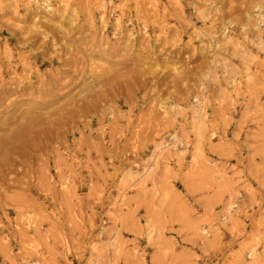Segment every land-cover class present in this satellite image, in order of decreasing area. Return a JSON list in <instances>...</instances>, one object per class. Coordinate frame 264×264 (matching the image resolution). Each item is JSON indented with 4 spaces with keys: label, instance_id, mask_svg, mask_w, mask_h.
Returning a JSON list of instances; mask_svg holds the SVG:
<instances>
[{
    "label": "rangeland",
    "instance_id": "obj_1",
    "mask_svg": "<svg viewBox=\"0 0 264 264\" xmlns=\"http://www.w3.org/2000/svg\"><path fill=\"white\" fill-rule=\"evenodd\" d=\"M150 1L101 22L96 0H0V136L36 125L0 166V264H264V0Z\"/></svg>",
    "mask_w": 264,
    "mask_h": 264
},
{
    "label": "bare ground",
    "instance_id": "obj_2",
    "mask_svg": "<svg viewBox=\"0 0 264 264\" xmlns=\"http://www.w3.org/2000/svg\"><path fill=\"white\" fill-rule=\"evenodd\" d=\"M58 4L63 6L64 8H66L69 4V0H57ZM128 0H116V5H115V12L116 13H123L124 8H128ZM33 3L36 4V6L42 10L44 13L46 14H50L54 11L53 9V5H52V0H33ZM113 3V1L110 0H96V8L99 9V18L100 21H104V13L107 10V7H111V4ZM148 6H150L151 8H155V3L148 0L147 3ZM118 9V10H117ZM108 11V10H107ZM112 11V10H111ZM115 16V15H114ZM260 20V23H264V19L262 18L261 15L257 16ZM115 21V26L116 28L119 27V19H114ZM105 28V27H104ZM143 29H146L145 26H143ZM119 36V32L117 31V29H115L114 31V37L117 39ZM130 37H132V35L130 34ZM231 86L234 87L236 85V81L231 80L230 82ZM204 97H202L200 100H198V98L196 97L195 100V106L191 107L190 110V114H189V119H190V127L193 131L196 132V139L197 142L200 140V134H201V125L203 123L204 120V114H205V107H204ZM161 109L163 110L164 113H166L168 116H172L175 118L174 115V106L171 105V103L169 101H166L164 103V105L161 107ZM178 116H176L177 118ZM176 122L178 121H182V119L177 118L175 120ZM36 125L33 124L32 121H24L21 120L19 122H15L14 124H11V126L2 131L3 135L0 136V166L2 164H4L5 162L8 161V159H10V157L12 155L18 154L19 156L23 154V148L26 147L25 145V135L28 133H31L35 130ZM170 144L172 145V151L174 153H176V147H181L182 149H186L188 146L187 142H184L182 139H180L181 137L177 134L176 131H173L170 134ZM27 144H29V142L26 141ZM169 144V145H170ZM169 145H164L162 143L157 144L154 148V150H152L151 154L149 155L150 159H151V166H149L148 168L144 169V175H141L138 178V181H140L138 184V186L142 189H144V184L145 181L142 179L143 176H146L147 173L151 170L152 167H158V166H163L164 168H168L170 160L172 158V156L166 157L165 155L171 151V148L169 147ZM197 147H195V150H198ZM137 168V167H136ZM224 174H226V172L224 171ZM131 175H129L130 177ZM134 188V186H133ZM122 201H123V196L119 198V201L116 203V205H120L115 209L119 208H123L124 205H122ZM237 208V204L235 202H230L228 207H227V213L229 215H231V212L235 211V209ZM224 221H226V218H223ZM204 235H206L205 231L202 230L201 231ZM152 233V231H150V234ZM263 237H264V232H263ZM257 236H255L256 239ZM259 237V236H258ZM259 238H257L258 240ZM107 244H106V252L111 253L112 248H114V244L113 242L108 238L107 240ZM118 249H115V251H117ZM246 257H248L249 260H254L256 257V252L254 247L250 248L248 250V252L246 253Z\"/></svg>",
    "mask_w": 264,
    "mask_h": 264
},
{
    "label": "built area",
    "instance_id": "obj_3",
    "mask_svg": "<svg viewBox=\"0 0 264 264\" xmlns=\"http://www.w3.org/2000/svg\"><path fill=\"white\" fill-rule=\"evenodd\" d=\"M110 1H113V0H110Z\"/></svg>",
    "mask_w": 264,
    "mask_h": 264
}]
</instances>
